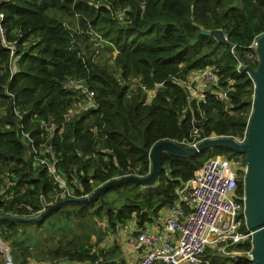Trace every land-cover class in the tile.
<instances>
[{
	"label": "trees",
	"instance_id": "trees-1",
	"mask_svg": "<svg viewBox=\"0 0 264 264\" xmlns=\"http://www.w3.org/2000/svg\"><path fill=\"white\" fill-rule=\"evenodd\" d=\"M0 13L6 36L4 43L0 33V215H36L71 198L63 196L67 191L85 197L113 178L148 175L152 146L189 136L198 106L203 135L242 137L248 129L255 84L237 69L232 47L245 65L257 67L251 45L264 33V0H0ZM203 28L223 29L227 41ZM92 32L114 53L112 64L94 60L99 48ZM210 64L231 89L225 99L209 94L196 104L177 79ZM68 77L81 79L93 95L65 89ZM41 119L50 124L41 126ZM24 132L39 150L53 147L63 183L36 163ZM212 150L188 158L163 153L164 169L152 186L124 182L112 194L110 188L89 204L55 207L38 221L0 219V237L10 242L14 264H33L32 256L40 264L57 258L93 264L100 256L116 264L111 260L120 244L112 238L106 245L109 229L117 232L132 218L142 226L176 205L182 184L211 156H241L244 163V155L228 148ZM242 186L241 175L239 193ZM81 224L87 230L77 233ZM44 227L61 235L41 255V241L54 237L44 235Z\"/></svg>",
	"mask_w": 264,
	"mask_h": 264
},
{
	"label": "built area",
	"instance_id": "built-area-1",
	"mask_svg": "<svg viewBox=\"0 0 264 264\" xmlns=\"http://www.w3.org/2000/svg\"><path fill=\"white\" fill-rule=\"evenodd\" d=\"M1 17H3L2 13H0V33L6 43ZM251 46L257 50V41ZM11 52L15 53L14 47H11ZM232 53L238 60L237 69L245 70L244 67L247 65L240 60L234 46ZM256 57L259 60L258 52ZM245 71L250 74L249 70ZM177 81L187 89L189 98L196 104L205 102L209 94H213L216 99H225L231 89L230 85H221V76L213 64L191 71L186 77ZM63 86L65 89L79 87L93 95L81 79L68 77ZM141 86L149 95L156 91L148 89L143 84ZM197 109L200 118L193 119L189 136L181 141H174L185 147H197L205 139L229 136L215 132L203 135L198 122L204 117V112L200 106ZM40 123L43 127L50 124L49 120L45 119H41ZM24 137L31 141L36 163L45 166L57 183H63L62 178L65 173L56 168L53 147L45 146L39 150L29 132H24ZM231 137L243 142L247 138V129L242 137ZM244 163L241 156L229 158L223 154H216L205 160L195 171V176L180 187L178 191L180 200L176 205L162 208L156 219L145 222L134 232L128 233L130 244L137 250L135 260L131 264H201L205 261L200 257L208 252L213 255L221 254L232 262L242 258L251 260L252 249L247 247L246 243L252 245L253 231L246 221ZM241 175L243 186L242 193H239L238 181ZM63 196L81 197L71 193V190ZM207 246H210L211 250L208 251ZM0 257L3 260L2 264H14L11 247L2 239H0ZM79 262L83 264L82 261ZM49 264L54 263L49 262ZM96 264L110 263L100 256Z\"/></svg>",
	"mask_w": 264,
	"mask_h": 264
},
{
	"label": "water",
	"instance_id": "water-1",
	"mask_svg": "<svg viewBox=\"0 0 264 264\" xmlns=\"http://www.w3.org/2000/svg\"><path fill=\"white\" fill-rule=\"evenodd\" d=\"M201 32L213 35L219 42L224 43L227 41L224 30L221 28L212 30L203 28ZM256 47L259 54L257 67L254 68L251 65L244 67L245 70H249L255 84L253 108L245 141L239 142L231 136H220L205 139L197 147H185L174 140L163 139L157 141L149 152L151 171L146 176L130 174L116 177L98 186L90 195L58 201L48 205L39 214L31 216L0 215V219L38 221L55 207L89 204L103 196L110 188L124 182L131 181L145 186H152L157 183L158 177L164 169L163 153L174 157L188 158L207 149L223 147L245 156V212L247 224L253 231L251 264H264V33L258 37Z\"/></svg>",
	"mask_w": 264,
	"mask_h": 264
},
{
	"label": "rangeland",
	"instance_id": "rangeland-1",
	"mask_svg": "<svg viewBox=\"0 0 264 264\" xmlns=\"http://www.w3.org/2000/svg\"><path fill=\"white\" fill-rule=\"evenodd\" d=\"M90 34H93V35H91L90 39L92 41H94L95 42L94 45L97 48H99V54H95L94 55V60L97 61L100 64H104V63L107 62L106 60H108V62L112 64L113 61H114L113 60L114 53L111 50H109V49H107L105 47V42L101 38H99L96 33L92 32ZM85 43L86 42H84V44ZM92 56H93V54H92ZM212 149H210V150H212ZM221 150H225V149L219 148L217 151L219 152ZM205 151H207L205 153V154H207L209 149H207ZM212 151H214V150H212ZM202 154H203V152H201V156H202ZM113 191H115V189L112 188L110 194H112ZM116 192L118 193V188L116 189ZM116 198H118L117 194H116ZM119 202H120V199H119ZM97 219L98 218H96V220ZM90 222H91V220H89V219L86 220V224H88ZM40 224H43V223H36V226L38 227ZM101 226L103 227V230L107 229L106 223L104 225H101ZM76 227H77V233H84V231L87 230V227L83 226V224L76 225ZM44 228H43V230H41V231L44 232V235L46 233V236H48L49 238H51V236L52 237L54 236V237H53V240H51V241H44V240L41 241L40 247L38 248L39 249L38 251L40 252L41 255H45L46 254V253L43 252V249L45 248V246L53 247V246L57 245L58 244V240H57L56 236L61 235L58 229H54L53 228L51 230H48L47 228H45V229ZM112 231L113 230H111V229L108 230V234L105 236V239H106L105 241H107V239H112V238L118 240V238H117L118 235H119L118 231L117 232L116 231L112 232ZM49 234H51V236ZM102 237H104L103 233H102ZM66 238L69 239V238H72V236L71 235H67ZM93 240H95L94 236H93ZM91 242H92V239H91ZM117 242H119V241H117ZM210 250H211V248H210ZM0 260L3 261L1 257H0ZM31 260H32L31 262H33V264H38L39 261H40L35 256H32ZM63 260H64V258H57L56 260L49 259V262H52L54 264H63ZM202 260L205 261L204 264H212V261H214L215 264H230L228 262L229 260H227V258L225 256H223L221 254H216V255L213 256V254L210 253V252L206 253L205 256L202 257Z\"/></svg>",
	"mask_w": 264,
	"mask_h": 264
},
{
	"label": "crops",
	"instance_id": "crops-1",
	"mask_svg": "<svg viewBox=\"0 0 264 264\" xmlns=\"http://www.w3.org/2000/svg\"><path fill=\"white\" fill-rule=\"evenodd\" d=\"M138 224L135 218L128 220L127 223H124L120 226L118 230V239H119V248L116 251L115 257L111 260L112 262H116V264H131L135 260L136 248L130 245L126 238L128 237V232L133 229H137ZM112 244L111 239L106 242L107 246ZM80 262L77 260H69V258H64L63 264H79Z\"/></svg>",
	"mask_w": 264,
	"mask_h": 264
},
{
	"label": "bare ground",
	"instance_id": "bare-ground-1",
	"mask_svg": "<svg viewBox=\"0 0 264 264\" xmlns=\"http://www.w3.org/2000/svg\"><path fill=\"white\" fill-rule=\"evenodd\" d=\"M44 210H45V209H44ZM44 210H43V211H44ZM41 212H42V211H41ZM41 212H40V213H41ZM245 213H246V212H245ZM154 219H156V218H154ZM146 222H149V221H146ZM138 226H139V225H138ZM139 227H141V226H139ZM139 227H137V229H138ZM137 229L130 230L129 232H131V231L134 232V231L137 230ZM129 232H128V233H129ZM0 239H2V238L0 237ZM2 240H3V239H2ZM126 240H127V242L130 244L128 238H126ZM3 241L7 242V243L10 245L11 250H12V246H11L10 242H9V241H6V240H3ZM130 245H131V244H130ZM246 246H247V247H251V249L253 248V244L250 245V244H247V243H246ZM208 248H211V247H210V246H207L206 249H208ZM7 249L9 250V247H8ZM202 257H203V256L200 257L201 260H202ZM251 258H252V250H251ZM99 259H100V258H99ZM99 259H97V260L95 261V263H93V264H96V262L99 261ZM228 262H229V263H233V262L230 261V260H229ZM235 262H236V261H234V263H235ZM85 263L90 264V263H88L87 261H86Z\"/></svg>",
	"mask_w": 264,
	"mask_h": 264
},
{
	"label": "flooded vegetation",
	"instance_id": "flooded-vegetation-1",
	"mask_svg": "<svg viewBox=\"0 0 264 264\" xmlns=\"http://www.w3.org/2000/svg\"><path fill=\"white\" fill-rule=\"evenodd\" d=\"M239 157V156H238ZM243 171V169L242 170H240V173Z\"/></svg>",
	"mask_w": 264,
	"mask_h": 264
}]
</instances>
